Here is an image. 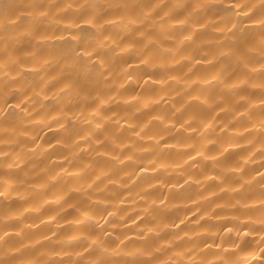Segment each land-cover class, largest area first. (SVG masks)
Here are the masks:
<instances>
[{
  "label": "clouds",
  "instance_id": "9594fccd",
  "mask_svg": "<svg viewBox=\"0 0 264 264\" xmlns=\"http://www.w3.org/2000/svg\"><path fill=\"white\" fill-rule=\"evenodd\" d=\"M0 264H264V0H0Z\"/></svg>",
  "mask_w": 264,
  "mask_h": 264
}]
</instances>
